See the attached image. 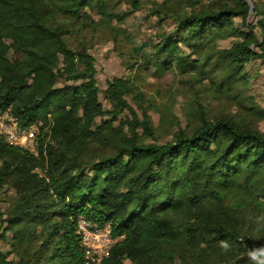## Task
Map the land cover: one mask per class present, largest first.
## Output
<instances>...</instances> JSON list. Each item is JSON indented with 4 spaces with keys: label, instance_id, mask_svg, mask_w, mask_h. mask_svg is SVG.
<instances>
[{
    "label": "trees",
    "instance_id": "16d2710c",
    "mask_svg": "<svg viewBox=\"0 0 264 264\" xmlns=\"http://www.w3.org/2000/svg\"><path fill=\"white\" fill-rule=\"evenodd\" d=\"M112 2L0 0V111L19 129L39 124L36 156L0 137V192H15L0 224L10 249L0 264H85L80 217L122 237L101 264H264V131L199 113L196 129L148 143L150 118L126 100L133 84L114 79L101 92L94 58L66 42L91 15L111 20ZM181 3L161 11L175 28L148 65L159 75L217 76L226 95L246 86L245 67L264 65V0H249L251 14L245 0ZM245 109L264 121L255 102Z\"/></svg>",
    "mask_w": 264,
    "mask_h": 264
},
{
    "label": "rangeland",
    "instance_id": "374dc122",
    "mask_svg": "<svg viewBox=\"0 0 264 264\" xmlns=\"http://www.w3.org/2000/svg\"><path fill=\"white\" fill-rule=\"evenodd\" d=\"M132 2L139 5L137 11H132ZM207 2L203 0L204 4ZM112 6L114 17L111 20L91 15L94 23L83 20L80 25H73L66 42L74 51L84 48L94 58L95 82L101 92L114 79L129 80L133 84L136 92L126 100L139 119L142 112L150 118L155 133L148 143L163 144L179 130L190 132L196 129L199 113L209 120L231 117L264 131V121L252 117L245 109L250 101L264 109V65L260 61L252 60L245 67L249 83L237 85L229 95L220 91L217 76L211 83L195 75L181 74L175 68L159 75L146 60L150 56L154 59L162 37L173 36L175 24L161 11H182L181 0H113ZM234 22L237 26L240 24L239 19ZM234 41H220L217 46L220 50H227ZM8 56L11 60L16 59L12 53ZM100 100L106 112L112 109L102 96ZM49 140L52 143L51 138ZM14 199V190L5 186L0 192L1 214ZM3 219L4 214L0 224ZM6 236L10 244L11 237ZM8 251L9 246L0 242V253ZM13 258V255L6 256L8 261Z\"/></svg>",
    "mask_w": 264,
    "mask_h": 264
},
{
    "label": "built area",
    "instance_id": "2783aa9c",
    "mask_svg": "<svg viewBox=\"0 0 264 264\" xmlns=\"http://www.w3.org/2000/svg\"><path fill=\"white\" fill-rule=\"evenodd\" d=\"M38 125L19 129L16 120L9 111H0V137L10 146L24 149L34 156ZM76 235L80 241L85 264H101L108 257L111 249L122 239L114 237L109 225H96L84 217L76 224Z\"/></svg>",
    "mask_w": 264,
    "mask_h": 264
},
{
    "label": "water",
    "instance_id": "95a60500",
    "mask_svg": "<svg viewBox=\"0 0 264 264\" xmlns=\"http://www.w3.org/2000/svg\"><path fill=\"white\" fill-rule=\"evenodd\" d=\"M247 3H248V5H249V8H250V10H249V13L251 14V12H252V6H251V4L249 3V0H245Z\"/></svg>",
    "mask_w": 264,
    "mask_h": 264
}]
</instances>
